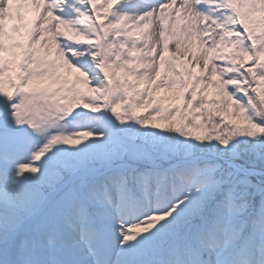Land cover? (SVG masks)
Here are the masks:
<instances>
[{"label":"snow or ice","instance_id":"snow-or-ice-1","mask_svg":"<svg viewBox=\"0 0 264 264\" xmlns=\"http://www.w3.org/2000/svg\"><path fill=\"white\" fill-rule=\"evenodd\" d=\"M0 264H264V0H0Z\"/></svg>","mask_w":264,"mask_h":264},{"label":"rangeland","instance_id":"rangeland-1","mask_svg":"<svg viewBox=\"0 0 264 264\" xmlns=\"http://www.w3.org/2000/svg\"><path fill=\"white\" fill-rule=\"evenodd\" d=\"M170 52H173V51H175V45L174 44H170Z\"/></svg>","mask_w":264,"mask_h":264}]
</instances>
